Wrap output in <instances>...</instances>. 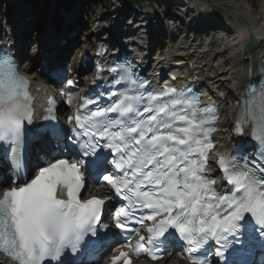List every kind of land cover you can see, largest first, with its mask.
<instances>
[{
  "label": "snow or ice",
  "instance_id": "obj_1",
  "mask_svg": "<svg viewBox=\"0 0 264 264\" xmlns=\"http://www.w3.org/2000/svg\"><path fill=\"white\" fill-rule=\"evenodd\" d=\"M13 61L6 54L0 58V146L17 152L32 112L27 82L16 73ZM257 85L264 86V74ZM67 95L66 103L71 104V94ZM143 99L126 91L107 107L92 111L88 105L95 102L82 98L68 117L75 124L73 135L67 137L72 160L67 155L54 158L30 180L15 175L14 186L0 198V251L7 258L17 264H75L73 258L111 231L103 216L113 192L128 203L113 218L119 232L112 235H139L134 247L124 245L138 258L141 251L152 260L170 254L177 234L187 246L190 264H205L193 254H206L211 241L218 245L215 255L221 264H247L239 257L257 243L264 248V160L235 153L218 159V169L232 187L225 194L217 192L214 180L202 174L207 150L213 147L214 108H197L172 88L150 93L141 111L135 105ZM246 112L253 120V138L264 144V135L256 136L257 125L264 129V90L259 114L251 104ZM243 122L237 119V134H242ZM46 132L64 140L55 126ZM89 180L108 194L82 199ZM62 189L67 199L58 198ZM129 221L141 227L130 228ZM121 260L131 264L124 251L112 256L111 264Z\"/></svg>",
  "mask_w": 264,
  "mask_h": 264
},
{
  "label": "bare ground",
  "instance_id": "obj_2",
  "mask_svg": "<svg viewBox=\"0 0 264 264\" xmlns=\"http://www.w3.org/2000/svg\"><path fill=\"white\" fill-rule=\"evenodd\" d=\"M161 1L168 2V0H161ZM225 1L228 4H233L234 2V0H225ZM194 3H192L194 4V6L189 5V7L188 5L186 7L184 5L185 11L188 16H190L191 18H196L201 16L202 19H205L207 22H211L208 24H214V23L217 24V22L220 21V18L215 17L213 15H207V11H205L203 8L197 7L198 4L197 1H194ZM241 3L242 4L240 5V7L242 8V11L239 12L238 15L242 17V22L236 25H231L229 27L230 35L228 37L221 38L220 48L216 54L210 56L208 53L202 52L201 49L192 51L188 49L185 50L182 48L176 51L175 50L167 51V54L171 57H173L172 53L176 52V54L181 55L182 60H188L189 62H192L195 65V71L193 73H197L199 76L205 77L209 81V85H210L209 87L212 96L216 98L218 103L226 106V112H225L226 114L221 116L220 131L216 135V139L221 141L222 144L217 145V147L215 148V152H219L226 148V144L228 141L227 138L228 135L230 134V132L227 131V128L230 126L229 117L230 115H232L233 112L232 109L233 108L235 109L236 107L238 92L241 88V86H236V85L241 82H242L241 84L245 83V80L243 81L241 80L246 76L247 73L246 70L250 66L249 63L242 62V58L247 56L246 53L244 52V48L249 34L253 35L258 40V46L251 54V66L252 69H254L253 76L256 75L257 73V69H256V64L258 62L257 57H260V59L264 61V1L261 0L258 3L259 4L257 6L258 8L255 9L249 3H246L244 1ZM189 4H191V2H189ZM189 8H193V9H189ZM7 18L9 25L13 29L12 27V25L14 24L13 18H11L10 16L9 17L7 16L6 19ZM43 31H44L43 34L41 33L42 35L41 34L39 35L38 41L52 39V36L50 35V31L44 28ZM18 36L19 37L23 36L21 31L18 32ZM63 47H67V45H64ZM63 52L66 51L64 50ZM31 53H32V57L34 58L36 50L34 49L33 52ZM20 55L24 56V52L21 53ZM134 57L135 56H133V58ZM35 58L37 62L40 60L38 55ZM36 61L29 62V65H27L23 71H25L26 73H37V71L32 72L33 66L30 65L32 63L36 64L37 63ZM68 61L65 63L67 64ZM245 63L247 65H245ZM38 77L39 75H37V78ZM72 91H75V89ZM93 190L94 189H92V191L87 195L94 194L95 192ZM5 262L6 261L2 258V256H0V264H5ZM171 263L172 262L170 261V259H165L154 264H171ZM104 264H108V259H106ZM141 264H145V263H141Z\"/></svg>",
  "mask_w": 264,
  "mask_h": 264
},
{
  "label": "rangeland",
  "instance_id": "obj_3",
  "mask_svg": "<svg viewBox=\"0 0 264 264\" xmlns=\"http://www.w3.org/2000/svg\"><path fill=\"white\" fill-rule=\"evenodd\" d=\"M16 1V0H15ZM97 1H100V2H102V0H97ZM133 2H137L138 0H132ZM246 2V3H249V4H251V6L255 9V8H258L257 6L259 5L258 3L261 1V0H238V2H237V4H240L241 2ZM262 1H264V0H262ZM21 3H22V1L21 0H19V6L18 5H16V6H14V7H12V6H10L9 7V9L7 10V15H8V17H9V15L11 14V16L13 17V15L15 16L16 14H17V12L18 13H21L22 14V12H27V11H29V8L27 9L26 7H25V5L23 4V5H21ZM23 7V10H21V8ZM77 9H78V6L76 7ZM30 9H32V8H30ZM97 9V8H96ZM38 11V10H37ZM4 10H2V7H1V14H0V18H3L4 17ZM38 15H40V16H46V18H45V20H43V22H42V27H45V28H48V25L50 24V19H51V17H50V7L49 8H47V10L45 11L44 10V8L42 7V9L40 10V12L38 13ZM5 16H6V14H5ZM10 16V17H11ZM7 17V16H6ZM6 17H4V19L6 18ZM52 20H53V22H58V19H55L54 18V16H52ZM41 27V28H42ZM33 28H30V29H28L29 31H33L32 30ZM34 42V38L33 37H31V41H29V43L30 44H32ZM214 48L216 49V50H212L211 51V56L212 55H214V54H216L217 52H218V49H219V47H218V45L217 44H215L214 45ZM29 62H35V60H33L32 58H31V56H29L28 55V57L26 58V60H25V62H24V64H23V66H24V68L27 66V65H29ZM30 65H32L33 66V71H39L38 70V66H37V64H30ZM71 74H73V72H71ZM101 264H104V262H102Z\"/></svg>",
  "mask_w": 264,
  "mask_h": 264
},
{
  "label": "trees",
  "instance_id": "obj_4",
  "mask_svg": "<svg viewBox=\"0 0 264 264\" xmlns=\"http://www.w3.org/2000/svg\"><path fill=\"white\" fill-rule=\"evenodd\" d=\"M31 2H34L35 0H29ZM76 1H80V0H57V3L59 5L65 6L66 8H69L70 6H72ZM80 3L82 4L81 6H84L86 10H90L91 8V0L87 2H82L80 1Z\"/></svg>",
  "mask_w": 264,
  "mask_h": 264
},
{
  "label": "water",
  "instance_id": "obj_5",
  "mask_svg": "<svg viewBox=\"0 0 264 264\" xmlns=\"http://www.w3.org/2000/svg\"><path fill=\"white\" fill-rule=\"evenodd\" d=\"M256 44H257V40H256V38H255L253 35H250V36H249V42H248L247 45H246V50H247V52L250 53V52H251V49H252L253 47H255Z\"/></svg>",
  "mask_w": 264,
  "mask_h": 264
}]
</instances>
